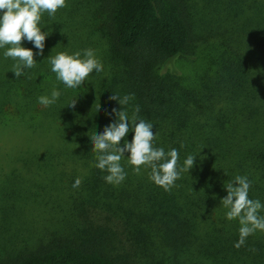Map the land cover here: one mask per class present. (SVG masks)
<instances>
[{
  "label": "trees",
  "instance_id": "obj_1",
  "mask_svg": "<svg viewBox=\"0 0 264 264\" xmlns=\"http://www.w3.org/2000/svg\"><path fill=\"white\" fill-rule=\"evenodd\" d=\"M66 4L43 13V54L24 75L16 78V61L4 57L10 46L0 48V137L18 140L8 143L9 159L0 157V264H264V232L235 248L239 220L229 221L220 203L227 183L246 176L249 198L264 205V0ZM192 12L205 14L201 25ZM21 46L38 51L26 40ZM85 49L103 71L68 88L48 57L83 59ZM202 52L217 54L220 66L197 84L159 73ZM54 88L60 97L44 107L38 98ZM110 95L134 97L121 109L131 117L139 106L154 147L177 149L180 167L196 156L171 191L152 182L150 169L134 174L127 159L119 185L94 166L92 136L119 110Z\"/></svg>",
  "mask_w": 264,
  "mask_h": 264
},
{
  "label": "clouds",
  "instance_id": "obj_2",
  "mask_svg": "<svg viewBox=\"0 0 264 264\" xmlns=\"http://www.w3.org/2000/svg\"><path fill=\"white\" fill-rule=\"evenodd\" d=\"M65 7H67L66 0H0V12H2L0 48L10 46L4 51V57L16 61L12 70L16 78L24 75L25 69L36 66L34 55L43 54L48 35L38 27L43 13L47 12L49 16H53L58 9ZM23 40L31 42L38 51L34 53L31 49L22 47ZM48 59L52 66L51 71L56 74L57 80L68 88L81 87L94 71L96 73L103 71V65L92 49L83 50V59L81 52L73 55L60 52ZM60 95L61 93L54 88L50 96H41L38 101L44 107H48L54 104ZM133 98L130 95H125L123 98L110 95V100L118 102L119 110H112L115 116L114 122L107 125L101 134L94 133L92 136L91 146L96 153L97 161L94 166L107 172L104 177L106 183L119 185L127 175L121 161L127 159L134 174H141L142 168L150 169L152 182L166 192L171 191L176 187L175 182L180 179L181 173H189L194 167L196 156L188 155L183 167H180L177 149L173 148L165 153L163 148L154 147L156 133L153 132V125L150 122L138 117L139 106L135 107L131 117L127 110H122L120 107L127 105ZM75 104L76 99L68 107H75ZM130 131L134 132V135L131 143H128L124 138ZM81 182V179L77 178L73 188H78ZM251 186L252 182L246 176H236L233 181L227 183L225 187L227 195L220 201L224 208L228 209L227 219L239 220V240L234 245L237 249L243 246L246 238L257 230L264 232V216L259 215L264 205L258 199L249 198Z\"/></svg>",
  "mask_w": 264,
  "mask_h": 264
},
{
  "label": "rangeland",
  "instance_id": "obj_3",
  "mask_svg": "<svg viewBox=\"0 0 264 264\" xmlns=\"http://www.w3.org/2000/svg\"><path fill=\"white\" fill-rule=\"evenodd\" d=\"M196 1V0H195ZM203 12H192L191 19L197 21V24L201 25L203 19H206V16ZM201 19V20H200ZM219 57L217 54L211 52H202L196 58L189 59H176L166 65H164L159 73L160 74H170L178 77L177 79L183 80L188 85L197 84L210 77L220 66ZM9 141L17 142L18 140L12 136H2L0 137V157L12 156L11 150L8 148L11 147L8 145ZM5 160L0 161V165H3ZM9 163V161L7 160Z\"/></svg>",
  "mask_w": 264,
  "mask_h": 264
}]
</instances>
